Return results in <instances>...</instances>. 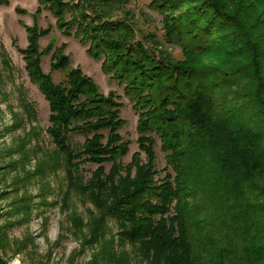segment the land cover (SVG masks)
<instances>
[{
	"label": "trees",
	"instance_id": "1",
	"mask_svg": "<svg viewBox=\"0 0 264 264\" xmlns=\"http://www.w3.org/2000/svg\"><path fill=\"white\" fill-rule=\"evenodd\" d=\"M39 1L60 26L91 40L88 52L105 58L139 112V150L125 163L131 141L119 96L66 69L65 57L53 65L67 70L55 83L31 35L27 69L54 124L56 148L44 160L64 171L67 195L89 214L82 243L92 260L77 264H264V0H201V9L164 18V42L178 45L179 56L161 41H128L131 24L99 20L96 4L106 0ZM107 1V12L130 3ZM168 2L153 7L161 13ZM88 163L97 166L90 176ZM84 217L74 212L77 228Z\"/></svg>",
	"mask_w": 264,
	"mask_h": 264
},
{
	"label": "rangeland",
	"instance_id": "2",
	"mask_svg": "<svg viewBox=\"0 0 264 264\" xmlns=\"http://www.w3.org/2000/svg\"><path fill=\"white\" fill-rule=\"evenodd\" d=\"M154 1L130 0L127 6L121 1L119 10L107 12L106 8L102 10L109 7L106 0L98 2L94 12L100 15L99 20L131 24L123 35L128 41L133 36L146 44L161 41L163 50H172L179 56L178 45L164 42V18L194 12L201 9L202 2L169 0L168 8L160 13L153 7ZM67 17L72 21L70 14ZM90 21L87 19L86 23ZM31 35L37 37L43 73L55 83L66 77V69L80 68L83 75L91 77L100 93L119 96L123 104L121 116L126 122L122 134L131 141L125 163L139 150V112L125 94V87L104 68L105 58L88 52L91 40L83 42L75 29L68 32L67 27L60 26L59 20L39 0H0V259L7 264L89 262L93 249L91 244L82 243L84 232L89 240L87 208L67 195L64 171L44 160V152L56 148L51 133L54 124L50 101L27 69L25 55L31 46ZM64 57L66 69L55 70L54 63ZM84 139L83 135L71 137L80 144ZM156 150L157 164L164 175L167 163L160 141ZM46 163L54 171L45 172ZM83 167L90 176L97 166L88 163ZM110 167L108 164L107 169ZM76 210L85 216L81 230L73 220Z\"/></svg>",
	"mask_w": 264,
	"mask_h": 264
}]
</instances>
